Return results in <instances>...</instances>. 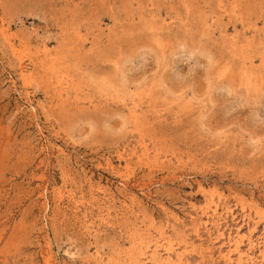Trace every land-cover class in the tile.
Wrapping results in <instances>:
<instances>
[{
  "label": "rangeland",
  "instance_id": "1",
  "mask_svg": "<svg viewBox=\"0 0 264 264\" xmlns=\"http://www.w3.org/2000/svg\"><path fill=\"white\" fill-rule=\"evenodd\" d=\"M263 255L264 0H0V264Z\"/></svg>",
  "mask_w": 264,
  "mask_h": 264
},
{
  "label": "bare ground",
  "instance_id": "2",
  "mask_svg": "<svg viewBox=\"0 0 264 264\" xmlns=\"http://www.w3.org/2000/svg\"><path fill=\"white\" fill-rule=\"evenodd\" d=\"M236 248H238V246L236 245ZM263 259H264V255H263Z\"/></svg>",
  "mask_w": 264,
  "mask_h": 264
}]
</instances>
